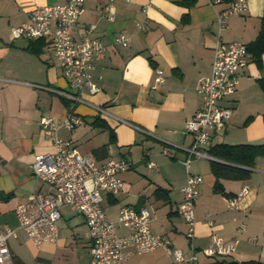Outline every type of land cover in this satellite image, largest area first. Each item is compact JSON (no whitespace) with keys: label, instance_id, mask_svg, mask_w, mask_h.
Segmentation results:
<instances>
[{"label":"crops","instance_id":"1","mask_svg":"<svg viewBox=\"0 0 264 264\" xmlns=\"http://www.w3.org/2000/svg\"><path fill=\"white\" fill-rule=\"evenodd\" d=\"M62 1L0 0V225L16 233L8 237L11 262L89 263L90 241L81 212L62 206L58 239L41 245L28 238L15 213L16 206L39 186L31 170L34 155L54 150L41 129V117L60 121L71 105L83 123L73 129L59 127L61 138L98 162L127 158L132 163L120 173L124 189L104 193L101 201L107 217L116 221L117 232L129 231L117 221L121 206L145 207L151 230L188 253L187 225L178 212L187 176L186 148L193 141L185 121L202 103L196 86L201 76L211 72L218 37L224 43L255 40L264 27V0H247L248 9L230 15L221 29L217 15L227 1L196 0L187 7L182 0H84L73 36L79 38L83 28L94 23L92 35L105 51L94 59L92 70L100 89L93 94L86 90L83 96L105 108L106 114L57 92L73 89L58 67L50 38L11 35V27L27 21L33 7ZM121 33L128 37L126 45L115 40ZM155 68L162 70L164 79L153 87ZM220 104L233 112L224 128L214 132L211 143L202 146L209 157L194 156L188 168L203 176L195 200L196 264H264V155L248 167V178H221L230 193L224 194L214 190L211 161L217 159L209 154L218 143L264 144V52L258 61L249 51L238 85ZM242 188L247 191L238 195ZM230 199H236L237 207L228 205ZM241 225L245 227L238 232ZM211 234L226 240L238 237L234 252L205 256L201 249L211 242ZM253 236L257 241L250 240ZM126 250V264H183L159 247L141 253L131 247Z\"/></svg>","mask_w":264,"mask_h":264},{"label":"built area","instance_id":"2","mask_svg":"<svg viewBox=\"0 0 264 264\" xmlns=\"http://www.w3.org/2000/svg\"><path fill=\"white\" fill-rule=\"evenodd\" d=\"M226 0H209L212 4ZM248 9L247 0H229L217 15L219 29L225 26L230 15H237ZM84 10V0H64L55 4L37 5L29 11V19L20 25L11 27L13 38H50L61 68L73 91L57 92L74 102L90 103L84 98L87 90L90 94L97 92L100 86L92 79L94 59L105 51L104 44L92 35L95 24L83 28L79 38L73 36L75 23ZM116 42L126 45L128 37L121 33ZM249 59L247 44L240 40L227 43L218 37L214 45L211 72L198 79L196 90L202 97V103L194 115L185 121V130L191 133L193 141L187 150L184 164L187 168L185 184L182 186L183 199L178 205V212L186 225V236L190 251L185 253L173 245L162 234L154 233L150 227V214L147 208L123 205L119 209L117 221L129 229L124 234L117 232L116 221L107 217L101 205L104 193L115 194L124 189L125 182L120 173L131 166L127 158L107 159L98 162L94 156L82 153L71 146L68 140L58 135V129L66 126L73 129L83 123V118L73 114L74 105L60 121L49 115L40 119L42 131L52 141V152L37 153L31 163L32 175L39 186L31 197L15 208L20 227L36 245L56 241L59 237L58 220L61 207L66 205L81 212L85 217L86 235L90 241V260L88 264H126L131 247L132 252L141 253L154 248H162L166 254L178 263L196 264L197 251L193 243L196 235L195 200L200 193L203 176L189 172L191 159L209 157L202 146L211 143L213 134L224 128L225 121L233 109L220 104V100L231 93L239 83V70L246 66ZM164 79L162 70L155 68L153 87ZM98 113H108L105 108L94 105ZM165 153H167L165 151ZM151 167L153 162H149ZM247 188H242V195ZM230 207H237L236 199H230ZM209 226L213 225L207 220ZM241 225L237 231L244 229ZM16 235L9 226L0 225V264H12L8 246V237ZM251 241H257L255 236ZM238 237L226 240L211 234V242L203 247L202 253L208 257L230 255L235 250Z\"/></svg>","mask_w":264,"mask_h":264},{"label":"trees","instance_id":"3","mask_svg":"<svg viewBox=\"0 0 264 264\" xmlns=\"http://www.w3.org/2000/svg\"><path fill=\"white\" fill-rule=\"evenodd\" d=\"M196 0H182L187 7L194 4ZM227 2L229 0H226ZM247 48L252 52L256 60H260V55L264 52V27L255 40L247 44ZM209 154L217 160L211 161V169L216 177L214 190L226 193L221 183V178L245 179L250 175L248 167L253 166L255 158L264 155V144H226L218 143L209 148ZM212 264H219L218 262Z\"/></svg>","mask_w":264,"mask_h":264}]
</instances>
